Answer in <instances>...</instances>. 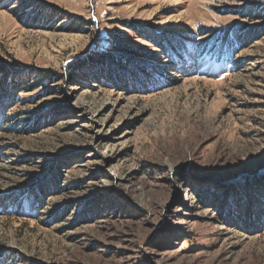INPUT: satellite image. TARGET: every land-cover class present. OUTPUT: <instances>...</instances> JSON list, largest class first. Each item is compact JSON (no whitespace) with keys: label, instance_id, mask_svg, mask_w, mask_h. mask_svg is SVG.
Wrapping results in <instances>:
<instances>
[{"label":"rangeland","instance_id":"374dc122","mask_svg":"<svg viewBox=\"0 0 264 264\" xmlns=\"http://www.w3.org/2000/svg\"><path fill=\"white\" fill-rule=\"evenodd\" d=\"M35 1L0 0V264H264V0Z\"/></svg>","mask_w":264,"mask_h":264},{"label":"trees","instance_id":"16d2710c","mask_svg":"<svg viewBox=\"0 0 264 264\" xmlns=\"http://www.w3.org/2000/svg\"><path fill=\"white\" fill-rule=\"evenodd\" d=\"M22 6L27 8V7H33L35 10L40 9L39 3L36 2L35 0H21ZM246 12V13H245ZM240 12L238 14L244 15L246 16L248 19L250 20H262L264 21V4L262 5V2L260 1H256V2H251L250 7L246 8V11ZM81 27L84 28L85 26H90L93 24L92 21L88 20L85 22H81ZM245 31V29H243ZM85 31V30H83ZM246 32V31H245ZM242 34L241 35H236L234 34V39H229L228 38V33L229 35L232 34L231 31L227 32V31H223L224 36H225V40L221 41L219 40L220 44L222 45H227L230 44L232 42L235 43H239V44H243V43H247V40H245L244 38H250V35H254V32L252 30H250L249 32L247 31L246 34ZM211 33V32H209ZM238 33H241V30H238ZM213 34V32H212ZM209 35V34H208ZM142 37H146V36H142ZM252 40H254L255 38L251 37ZM250 38V40H251ZM151 39V38H150ZM218 39V38H217ZM216 39V40H217ZM159 48H162L161 46H158ZM105 59H109L110 63H113V61H116V58H114L113 55H109L105 56L103 54H92V55H88L86 56V58L75 62V64L73 63L71 66V68L75 71V72H84V71H103L105 70V68L107 66H109V64L107 62V60ZM155 68V65H154ZM4 70V69H3ZM111 71V69H110ZM48 80H50V74H48L45 77V80H43L42 82H39V84H44L45 82H47ZM21 82L22 80H18L17 76H13L12 74H0V118L2 116L3 119L5 118H9L7 115L8 109L15 103V100L17 98L18 92L22 89L24 90L25 87H21ZM30 84H27V86H29ZM29 122V121H28ZM34 124V123H33ZM58 183L59 180L56 177H52V179L50 180V182L47 184L48 185V189H52V188H60L58 187ZM195 195L198 197L200 203L204 206V207H210L213 208L215 207H220L223 205L224 201H223V195L220 194L219 192H215V190H213L211 187H198V189H196L195 191Z\"/></svg>","mask_w":264,"mask_h":264},{"label":"water","instance_id":"95a60500","mask_svg":"<svg viewBox=\"0 0 264 264\" xmlns=\"http://www.w3.org/2000/svg\"><path fill=\"white\" fill-rule=\"evenodd\" d=\"M240 176H237L235 178L229 179L227 181H221V184H225L226 182H230V181H235L236 179H238Z\"/></svg>","mask_w":264,"mask_h":264}]
</instances>
